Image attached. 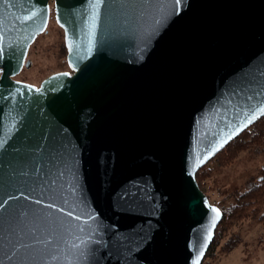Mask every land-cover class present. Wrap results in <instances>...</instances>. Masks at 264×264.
<instances>
[{
    "label": "water",
    "instance_id": "obj_1",
    "mask_svg": "<svg viewBox=\"0 0 264 264\" xmlns=\"http://www.w3.org/2000/svg\"><path fill=\"white\" fill-rule=\"evenodd\" d=\"M50 3L69 71L35 86L14 77ZM174 5L0 0V205L29 197L0 208V264H193L201 248L202 263L222 211L196 173L264 117V0ZM22 209L52 222L21 225L46 246L9 243ZM89 238L94 255L73 247Z\"/></svg>",
    "mask_w": 264,
    "mask_h": 264
},
{
    "label": "rangeland",
    "instance_id": "obj_2",
    "mask_svg": "<svg viewBox=\"0 0 264 264\" xmlns=\"http://www.w3.org/2000/svg\"><path fill=\"white\" fill-rule=\"evenodd\" d=\"M61 39L62 32L57 28L50 5L46 31L38 35L28 50L26 61L29 67L23 68L15 77L37 86L42 80L43 71L48 68L52 73L56 71L58 63L65 60L64 52L60 59L56 56V53L62 51ZM209 167L212 169L206 181L209 201L219 203L223 210L229 209L235 195L246 190L250 181L255 180L264 167V144L241 152L229 167L219 168L213 162L209 163ZM231 234H234L233 240H228ZM227 243H233L234 247L225 251ZM221 247L213 258L205 259L203 264H264V225L249 220L234 226L222 241Z\"/></svg>",
    "mask_w": 264,
    "mask_h": 264
},
{
    "label": "trees",
    "instance_id": "obj_3",
    "mask_svg": "<svg viewBox=\"0 0 264 264\" xmlns=\"http://www.w3.org/2000/svg\"><path fill=\"white\" fill-rule=\"evenodd\" d=\"M50 5H52V3H50ZM57 28L61 31L58 26ZM60 43V50L62 51L56 53V56L60 59L62 55L61 53L64 52L65 59L66 52L63 44V33ZM55 69L56 71L53 72L69 71L66 60L58 63ZM50 70L51 69L48 68L45 72L43 71L42 79L52 73ZM14 79L19 80L20 78L15 77ZM262 144H264V117L257 120L238 137L230 141L220 152L197 171L195 178L199 188L207 195L206 181L212 172L209 163L213 162L219 168L229 167L241 152L253 150ZM212 204L221 209L222 218L216 227L213 240L201 264L204 263L205 259L213 258L217 252H219L222 241L234 226L245 223L249 220H256L258 223L264 225V167L260 170L258 177L255 180L250 181L246 190L235 195L233 205L229 209L223 210L222 206L217 202H213ZM233 237L234 234H231L228 240H233ZM225 247H227L225 250L227 251L233 248L234 245L233 243H227Z\"/></svg>",
    "mask_w": 264,
    "mask_h": 264
},
{
    "label": "snow or ice",
    "instance_id": "obj_4",
    "mask_svg": "<svg viewBox=\"0 0 264 264\" xmlns=\"http://www.w3.org/2000/svg\"><path fill=\"white\" fill-rule=\"evenodd\" d=\"M102 2V0H95V5H99ZM181 3V0H175V5H174V10H177L179 5ZM27 19H31V17H26ZM93 20H95V17H93ZM71 47V46H70ZM3 53V49L0 48V54ZM0 74L4 75V78H7L8 75L11 74V70L8 68H5L4 65L0 64ZM260 113V114H264V106H259L251 115V118H255L256 114ZM35 170V169H34ZM15 172V170H13ZM38 171L39 170H35ZM20 175H27V172H25L24 170L20 171ZM47 175V174H45ZM37 179L39 180L40 177L39 175H37ZM54 181H49V185L53 184ZM40 186V185H38ZM32 190H35V188H33ZM23 198L25 200H28L29 197L23 195V193L21 194V197H16V196H12L9 195L5 201L3 205H0V208H3L5 205H8L10 200L13 199H20ZM32 203H35L36 205H40L41 204V199H36L35 201H32ZM47 207L49 208H53L54 205L49 204L47 205ZM211 211L216 212L217 216H219V212L216 209H211ZM68 215L71 217L72 214L68 213ZM31 217L33 222H37L36 226L37 228H39L40 225H50L52 222L45 216L42 214L41 210L39 209H30V210H25L22 209L18 212H12L9 213V215L5 218L4 220V224L6 226V232L9 234V243L13 245L14 248H16V251H19V247H17V245L20 244V241L23 239L24 236H31L33 238H35L37 240L38 243H43L45 246L50 243V241L44 240V241H40L39 237L36 236L35 231L33 230H29L27 232L24 231V228L21 227L22 224H24L25 218L27 217ZM74 219L79 220L80 217H73ZM215 225H213L214 227ZM81 231H83V229H81ZM14 238V239H13ZM211 238V235H209L208 239ZM90 238L89 240H84L81 239L80 240V244L79 245H73L74 248H76L79 252H81L84 255H88L89 252H91L94 255V249H88V244H89ZM21 247H25V248H34L35 245H20ZM81 246H83V248H81ZM203 251L202 248L199 249V253H198V257L197 259H195L193 261V264H200V256H202ZM13 255H15V252L13 253Z\"/></svg>",
    "mask_w": 264,
    "mask_h": 264
},
{
    "label": "crops",
    "instance_id": "obj_5",
    "mask_svg": "<svg viewBox=\"0 0 264 264\" xmlns=\"http://www.w3.org/2000/svg\"><path fill=\"white\" fill-rule=\"evenodd\" d=\"M215 203V202H214Z\"/></svg>",
    "mask_w": 264,
    "mask_h": 264
}]
</instances>
